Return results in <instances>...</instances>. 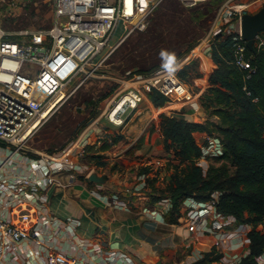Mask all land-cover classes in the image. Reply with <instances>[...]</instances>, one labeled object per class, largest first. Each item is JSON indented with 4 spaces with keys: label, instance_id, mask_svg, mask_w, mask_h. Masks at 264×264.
<instances>
[{
    "label": "built area",
    "instance_id": "1",
    "mask_svg": "<svg viewBox=\"0 0 264 264\" xmlns=\"http://www.w3.org/2000/svg\"><path fill=\"white\" fill-rule=\"evenodd\" d=\"M162 0H52V23L49 27L25 29L16 35L0 29V139L13 146L11 156L18 155L24 160L26 173L16 179V195L8 192V186L0 178V198L5 201L9 216L0 214V251L17 260L16 244L27 240L33 243L30 254L38 257L41 264H78L76 255L61 250H51L42 255L47 248L49 236L47 227L53 226L71 230L69 224L61 222L56 216L44 212L40 204L39 189L51 180L50 174L74 163L65 151L62 153H42L40 156L24 155L26 141L48 118V111L68 92V86L79 87L85 80L96 75L112 52L120 36L134 28L146 25L149 15ZM194 5L202 0H180ZM234 6H240L239 8ZM247 3L227 4L228 14H241L247 11ZM226 34H233L236 40L237 63L248 68V75L256 71V66L245 57L247 49L240 24ZM255 47L264 49V36H258ZM211 47L206 52L211 54ZM193 51L180 63L189 62L197 55ZM176 65H164L146 72H134L128 79L133 84L125 87L108 103L105 109L107 118L117 124L138 107L145 94L156 91L167 97V102H185L193 99L194 92L180 77ZM201 154L196 162L206 171L212 157L225 151L219 134L207 133L199 143ZM79 153L86 152L84 144ZM73 145V146H74ZM74 146V147H75ZM73 147V148H74ZM69 151H71L69 149ZM78 151V150H77ZM170 157V156H169ZM168 157V159H169ZM42 174V178L38 174ZM146 176V173L143 174ZM216 193L210 200L195 197L182 199L186 203V216L191 226H201L205 230L215 229L224 224L233 228L225 231L216 240L215 246L235 234L244 235L249 240V223L237 225L233 214H223L216 206ZM172 206H163L159 214ZM164 210V211H163ZM156 218V214H152ZM29 251V252H30ZM243 255L223 254L222 261L238 264ZM20 261V259H19ZM28 264V263H27Z\"/></svg>",
    "mask_w": 264,
    "mask_h": 264
},
{
    "label": "crops",
    "instance_id": "2",
    "mask_svg": "<svg viewBox=\"0 0 264 264\" xmlns=\"http://www.w3.org/2000/svg\"><path fill=\"white\" fill-rule=\"evenodd\" d=\"M244 1L252 5L251 10L263 5L262 0ZM207 55L211 57L209 52L206 53L208 58ZM207 65L209 68V58ZM148 93L121 124L107 118L105 109L108 105L91 118L75 142L84 144L86 154L95 157L91 155L90 161H77L52 172L51 180L39 189L43 211L71 228L47 227V248L40 255L43 259H46L48 251L55 249L76 255L78 264H189L215 246L225 231H233L227 224L211 230L191 226L186 216L187 202L183 201L177 210L171 206L158 213L172 200L169 194L153 200V180L163 172L169 176L173 172L168 165V157L164 156H172L173 152L166 151L164 145L161 114H173L198 122L208 119L219 122V117L206 112L205 106L199 102L201 96L193 101L191 108L182 105L179 109L161 111L164 107L167 109V101L157 105ZM155 109H161L157 117L153 114ZM207 133L210 132L195 131L197 142L201 143ZM111 136H114V141H111ZM73 151L72 157L85 155L79 153L78 146ZM10 153V145L0 144V178L6 181L11 196L17 194L14 190L16 179L26 171L24 160L18 155L7 159ZM147 167L150 170L145 171ZM92 174L101 181L90 180ZM38 176L42 178L41 173ZM159 184L158 179L155 186ZM153 213L156 218L152 217ZM0 214L9 216L1 198ZM239 224L237 222L236 226ZM16 247L17 260L0 251V264H41L38 257L30 254L33 243L24 240ZM217 247L226 255H246L249 240L237 233ZM259 262L264 264V254L259 257Z\"/></svg>",
    "mask_w": 264,
    "mask_h": 264
},
{
    "label": "trees",
    "instance_id": "3",
    "mask_svg": "<svg viewBox=\"0 0 264 264\" xmlns=\"http://www.w3.org/2000/svg\"><path fill=\"white\" fill-rule=\"evenodd\" d=\"M232 35L220 31L212 41L210 84L201 97L209 115L218 116L219 122L161 114L164 145L166 151L173 152L168 159L173 172L166 189L174 210L187 196L207 201L218 193V211L233 214L239 223L252 224L249 252L238 264H260L259 257L264 254V49L247 47L245 57L256 66V71L248 75V68L237 63ZM181 75L185 76V69ZM149 94L157 105L167 101L156 91ZM178 104L166 105L176 108ZM197 130L219 132L225 146L224 153L218 156L223 161L211 163L206 171L196 162L201 154L194 135ZM0 144L5 143L0 139ZM222 256L220 249L213 246L191 264H227Z\"/></svg>",
    "mask_w": 264,
    "mask_h": 264
},
{
    "label": "rangeland",
    "instance_id": "4",
    "mask_svg": "<svg viewBox=\"0 0 264 264\" xmlns=\"http://www.w3.org/2000/svg\"><path fill=\"white\" fill-rule=\"evenodd\" d=\"M243 2L246 1L202 0L194 5H187L180 0H162L149 15L144 27L134 28L117 39V45L108 53L95 76L85 80L76 89H73V85L68 86L66 95L48 111L46 121L26 141L24 155L40 156L42 153L64 151L69 155L74 154V142L82 135L91 118L99 114L121 90L133 84L128 79L134 72L176 65L177 63L173 62L178 61V74L192 89L194 96L191 100L179 102L176 108L184 105L191 108L193 101H197L199 96L202 97L210 84L207 76V60H210V57H206V49L211 47L218 32H228L229 27L235 29L240 24L238 14H228L227 4L237 5ZM262 3L264 5V0ZM250 5L247 6V11L250 12H255L261 7L251 10ZM52 11V0H0V29L16 35L25 29L49 27L52 23ZM194 48L197 49L192 55L197 53V56L190 58L189 62L187 60L180 63ZM182 69H185L184 77L181 75ZM166 106L168 110L165 107L163 110L155 109L154 116L157 117L160 110L171 111L175 108ZM212 133L219 134L217 131ZM110 138L114 141V136ZM10 148L13 149V146ZM91 155L86 152L85 155L75 154L74 163L90 161ZM222 161L219 157L209 159L210 163L215 164ZM147 170L150 169L147 167L145 171ZM158 179L160 184L157 187L155 184ZM169 179L170 176L164 172L159 178L155 177L153 200L168 195L166 187ZM251 228L252 224L248 229Z\"/></svg>",
    "mask_w": 264,
    "mask_h": 264
},
{
    "label": "water",
    "instance_id": "5",
    "mask_svg": "<svg viewBox=\"0 0 264 264\" xmlns=\"http://www.w3.org/2000/svg\"><path fill=\"white\" fill-rule=\"evenodd\" d=\"M240 29L247 46L254 50L256 39L264 31V5L255 12H243L240 17ZM90 180L101 181L96 174H92Z\"/></svg>",
    "mask_w": 264,
    "mask_h": 264
},
{
    "label": "bare ground",
    "instance_id": "6",
    "mask_svg": "<svg viewBox=\"0 0 264 264\" xmlns=\"http://www.w3.org/2000/svg\"><path fill=\"white\" fill-rule=\"evenodd\" d=\"M194 50V49H193Z\"/></svg>",
    "mask_w": 264,
    "mask_h": 264
}]
</instances>
